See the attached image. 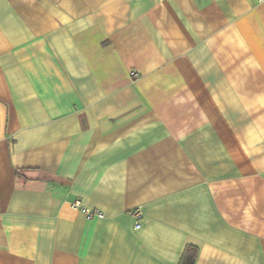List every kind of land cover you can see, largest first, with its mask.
<instances>
[{
	"label": "crops",
	"instance_id": "0c3cea01",
	"mask_svg": "<svg viewBox=\"0 0 264 264\" xmlns=\"http://www.w3.org/2000/svg\"><path fill=\"white\" fill-rule=\"evenodd\" d=\"M189 245L264 264V0H0V264Z\"/></svg>",
	"mask_w": 264,
	"mask_h": 264
},
{
	"label": "built area",
	"instance_id": "2783aa9c",
	"mask_svg": "<svg viewBox=\"0 0 264 264\" xmlns=\"http://www.w3.org/2000/svg\"><path fill=\"white\" fill-rule=\"evenodd\" d=\"M133 77H136V75L133 74ZM71 207L73 209L81 211L86 216V218L89 220L104 218V215L102 214L101 211H99L98 209H91V208L83 207L79 200L74 201L71 204ZM131 215L134 217V220H135L134 228L138 229L140 227L141 213L139 212V210H135L134 212H132Z\"/></svg>",
	"mask_w": 264,
	"mask_h": 264
},
{
	"label": "trees",
	"instance_id": "16d2710c",
	"mask_svg": "<svg viewBox=\"0 0 264 264\" xmlns=\"http://www.w3.org/2000/svg\"><path fill=\"white\" fill-rule=\"evenodd\" d=\"M198 249L196 246L189 245L185 247L180 258L179 264H194Z\"/></svg>",
	"mask_w": 264,
	"mask_h": 264
},
{
	"label": "rangeland",
	"instance_id": "374dc122",
	"mask_svg": "<svg viewBox=\"0 0 264 264\" xmlns=\"http://www.w3.org/2000/svg\"><path fill=\"white\" fill-rule=\"evenodd\" d=\"M136 75V74H135ZM137 76V75H136ZM134 78H136V77H134ZM134 212V211H133Z\"/></svg>",
	"mask_w": 264,
	"mask_h": 264
}]
</instances>
